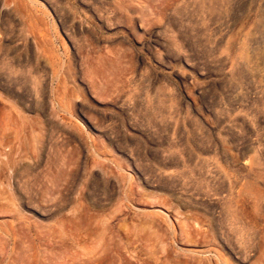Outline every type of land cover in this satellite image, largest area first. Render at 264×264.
Instances as JSON below:
<instances>
[{"label": "rangeland", "instance_id": "1", "mask_svg": "<svg viewBox=\"0 0 264 264\" xmlns=\"http://www.w3.org/2000/svg\"><path fill=\"white\" fill-rule=\"evenodd\" d=\"M0 34V264H264V0H0Z\"/></svg>", "mask_w": 264, "mask_h": 264}, {"label": "bare ground", "instance_id": "2", "mask_svg": "<svg viewBox=\"0 0 264 264\" xmlns=\"http://www.w3.org/2000/svg\"><path fill=\"white\" fill-rule=\"evenodd\" d=\"M1 35V34H0ZM2 47V46H1ZM3 49V48H2ZM6 52H7V50H6ZM6 52H3L4 54L6 53ZM0 53H1V51H0ZM8 53H9V51H8ZM7 55V54H6ZM1 57H2V55L0 54V59H1ZM44 59V58H43ZM72 62V61H71ZM6 64V63H5ZM68 69V68H67ZM71 70H72V68H70ZM68 71V70H67ZM72 72V71H71ZM67 73H69V72H67ZM74 73V72H73ZM67 75V74H66ZM68 76H71V75H68ZM7 81V80H6ZM10 81V80H9ZM71 82V81H70ZM3 83H6V82H3ZM71 83H73V82H71ZM64 84V83H63ZM3 85V84H2ZM63 86V85H62ZM107 87H108V84L106 85ZM15 87V86H14ZM84 87V86H83ZM88 87V86H87ZM75 88V87H74ZM74 88H72V89H74ZM91 88V87H90ZM89 88V89H90ZM3 89V88H2ZM78 89H81V88H78ZM89 89H88V91H89ZM92 89V88H91ZM37 90H39V89H37ZM69 90V89H68ZM75 90H76V88H75ZM81 90H83V88L81 89ZM87 90V89H86ZM113 90V89H112ZM118 90V89H117ZM17 91H18V89H17ZM40 91H42V90H40ZM40 91H35V92H40ZM43 91H44V89H43ZM91 91V90H90ZM93 94L92 95H94V97H95V99H96V101H97V103H101V102H103L105 99H106V97L107 96H109L108 95V93H107V91H108V89L106 90V87L104 88V87H100V86H97V84H94V86H93ZM91 91V92H92ZM113 91H115V90H113ZM112 91V92H113ZM5 92H6V94H7V91L5 90ZM4 92V93H5ZM20 92V91H19ZM76 92V91H75ZM41 93V92H40ZM81 93V92H80ZM117 93V92H116ZM5 94V95H6ZM11 94H12V92H11ZM23 94V93H22ZM43 94V93H42ZM41 94V95H42ZM46 94V93H45ZM85 94V93H84ZM114 94V93H113ZM9 95V94H8ZM35 94H33V96H34ZM38 94L36 93V96H37ZM70 95V94H69ZM10 96V95H9ZM29 96V98H31L30 97V95H28ZM32 96V97H33ZM45 96V95H44ZM84 96V95H83ZM10 97H13V96H10ZM27 97V96H26ZM35 97V96H34ZM40 97H42V96H40ZM40 97H39V99H40ZM70 97H71V95H70ZM92 97V96H91ZM109 97H111V96H109ZM37 98V97H36ZM72 99H73V97H71ZM19 99V98H18ZM31 99H35V98H31ZM38 99V98H37ZM108 99V98H107ZM44 100V99H43ZM71 100V99H70ZM39 101V100H38ZM38 101H35V102H37L38 103ZM40 101H42L41 99H40ZM39 101V102H40ZM71 101H73V100H71ZM83 101V100H82ZM43 102V101H42ZM36 104V103H35ZM72 105V104H71ZM42 109V108H41ZM73 109V108H72ZM51 110V109H50ZM37 112V111H36ZM89 113V112H88ZM88 113H86L85 112V119H87V121L89 122V124H90V126L93 128V129H96V124H94V123H90V121L91 120H93L92 119V117H91V115H89ZM40 114V113H39ZM21 168V167H20ZM23 168V167H22ZM19 172V171H18ZM50 197V196H49ZM2 199V198H1ZM48 199V198H47ZM6 200V199H5ZM3 203H5V202H3ZM50 205V204H49Z\"/></svg>", "mask_w": 264, "mask_h": 264}]
</instances>
